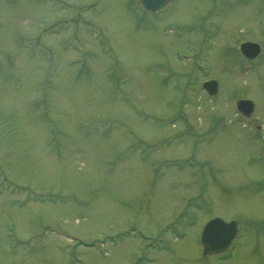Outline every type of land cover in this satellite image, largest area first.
<instances>
[{"label":"rangeland","instance_id":"374dc122","mask_svg":"<svg viewBox=\"0 0 264 264\" xmlns=\"http://www.w3.org/2000/svg\"><path fill=\"white\" fill-rule=\"evenodd\" d=\"M263 27L264 0H0V264H264Z\"/></svg>","mask_w":264,"mask_h":264},{"label":"water","instance_id":"95a60500","mask_svg":"<svg viewBox=\"0 0 264 264\" xmlns=\"http://www.w3.org/2000/svg\"><path fill=\"white\" fill-rule=\"evenodd\" d=\"M169 0H140L144 8L156 10L163 7ZM242 53L248 57H253L259 52V45L254 42H242L240 44ZM205 89L213 94L216 91V85L213 81L204 83ZM236 107L245 115H250L254 109V103L250 99L240 98L236 102ZM261 155L264 159V147ZM237 233L236 221H225L215 217L210 219L203 227L201 232V243L203 244V254L208 252H218L225 250L231 240Z\"/></svg>","mask_w":264,"mask_h":264},{"label":"flooded vegetation","instance_id":"af4514ba","mask_svg":"<svg viewBox=\"0 0 264 264\" xmlns=\"http://www.w3.org/2000/svg\"><path fill=\"white\" fill-rule=\"evenodd\" d=\"M206 79H208V78H204V79H202L201 81L203 82L204 80H206ZM201 82V83H202ZM203 89V88H202ZM205 92V91H204ZM240 116H241V118L243 119V120H245L246 122H243V123H240L241 124V126L244 128V129H247L248 131H250L251 132V134L252 135H254L255 137H253V139H257L258 138V140L259 141H261V139H260V135L258 134V132H259V130H260V126H259V124L258 123H254L255 122V118H254V115H252V116H250V117H243V115H241L240 114ZM254 121V122H253ZM215 130V129H214ZM212 131H213V128H212ZM263 142V141H262ZM260 144V143H259ZM260 147H261V145H259ZM258 151H259V149H258ZM257 151V158L259 159L260 158V156H259V152ZM261 159V158H260ZM252 160V159H251ZM260 161H262V160H260ZM202 165H208V163L205 161V162H203V161H199ZM263 162V161H262ZM209 166V165H208ZM206 171H208V172H210V173H212V171H210V169H206ZM197 172V171H196ZM194 221H196V219H194Z\"/></svg>","mask_w":264,"mask_h":264}]
</instances>
